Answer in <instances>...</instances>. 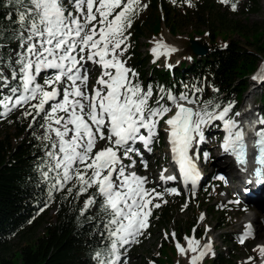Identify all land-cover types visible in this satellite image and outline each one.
Returning <instances> with one entry per match:
<instances>
[{
    "label": "snow or ice",
    "instance_id": "snow-or-ice-1",
    "mask_svg": "<svg viewBox=\"0 0 264 264\" xmlns=\"http://www.w3.org/2000/svg\"><path fill=\"white\" fill-rule=\"evenodd\" d=\"M184 2L194 6L192 0ZM220 2L236 11L239 0ZM7 4L12 6V11L3 19L12 27L6 31L5 26L0 25V118L24 108L22 116L32 120L29 127L38 118L44 119L45 123L40 125L45 129L41 139L49 142L44 145L48 170L42 171L41 175L50 182V198L52 192L62 191L73 180L75 183L67 188L69 194L77 189L76 196L79 197L89 189H95L84 201L80 214L85 215L99 202L108 245L94 254L97 264H127L121 259L124 256L121 249L129 243L139 242L137 237L144 235L149 227L151 208L161 206L154 200L162 198L164 192L146 188L147 177L135 172L126 173V169L136 163L133 155L141 156L140 162L147 168V162L135 145L143 143L151 151L149 145L158 135L160 120L168 126L170 149L185 184L190 182L195 187L199 179L189 149L196 136L199 137L197 143L204 141L201 126L213 120L222 121L227 131L222 145L224 152L234 155L239 165L247 164L245 129L229 116L234 104L216 112L215 109L221 106L209 100L197 110L187 105L196 104L198 98L194 99L186 92L177 96L161 86L153 106L149 103L154 95L153 86L149 84L145 89L140 83L133 82L138 74L126 67V61L120 57L128 49L126 41L131 35L128 29L133 17L147 7L141 0H67V3L65 0H7ZM12 41L16 42L15 48L11 46ZM5 48L8 49L6 57ZM161 48L177 51L162 40L157 41L151 51L158 56ZM82 62H93L102 67L97 80L101 87L94 88L91 94L87 92V72L81 74ZM46 70L54 71L42 85L37 82V76ZM253 80L264 82V66ZM165 99L168 104L163 103ZM209 106H212L211 111ZM173 107L174 115L164 119ZM59 112L64 115H57ZM240 115L235 113L236 117ZM257 124L262 127L257 129ZM248 129L255 132V162L259 166L254 169V178L246 183L264 189V116L249 124ZM98 140H106L108 146L93 155ZM208 156L204 153L205 159ZM123 159L131 160V164L125 165ZM50 172L55 175L50 177ZM164 172L160 174V180L176 179L172 175L165 176ZM166 191L179 194L176 188ZM244 191L251 194L252 189L245 188ZM240 203L239 199L229 201V204ZM183 207L186 208L187 203ZM200 219H204L203 214ZM171 236L176 238L175 233ZM249 237L254 238L251 222L244 226L239 243L244 244ZM165 238H168L167 233ZM185 240L188 241L187 249L179 242L176 248L181 255L188 251L195 253L190 257V264H198L210 253L214 255L211 242L201 246L194 237H185ZM256 250L264 256V245H257ZM252 259L248 258L249 261Z\"/></svg>",
    "mask_w": 264,
    "mask_h": 264
},
{
    "label": "trees",
    "instance_id": "trees-1",
    "mask_svg": "<svg viewBox=\"0 0 264 264\" xmlns=\"http://www.w3.org/2000/svg\"><path fill=\"white\" fill-rule=\"evenodd\" d=\"M150 4L159 11L160 17L171 32L177 30L176 14L180 11L188 14L183 8L186 4L184 0H176L175 3L172 0H150ZM192 4L194 6L190 12L200 17V26L210 28L209 35L199 39L201 44L208 46V52L202 56L195 55L188 42L183 52L190 57V62L183 61L180 65L171 67H160L154 63L152 71L146 77L141 67L146 61L142 58L138 42L143 36V28L147 22L141 20L139 11L128 29L131 35L127 40L128 54L132 57L131 68L139 72L136 82L143 87L151 84L153 90L158 91L162 86L177 95L186 92L190 97L196 93V89H202L198 99L196 98L198 105L211 100L213 104L221 106L220 109H215L218 112L230 104L232 99L235 103L232 110L234 114L248 89V78L260 65L259 56L264 53V45H259L264 37V28H247L235 15L240 10L244 14L258 13L259 0H239L236 11L228 4L217 5L213 0H192ZM10 11L12 6L7 4V0H0V25L5 26L6 31L11 30L12 26L8 25L3 17ZM152 28L155 34L160 33L162 21L159 17ZM241 41L254 45L255 50L250 51L243 47ZM11 46L15 48L16 42L12 41ZM7 54L8 49L5 48V57ZM5 73L8 74L7 69ZM38 80L37 77V82ZM209 88L212 91L206 93ZM214 88L219 91H214ZM24 110L23 108L17 113L8 114L0 124V264H97L94 254L108 245L99 202L85 215L80 214L84 201L95 189H89L88 193L77 197V189H73L71 194L67 191V188L75 183L72 181L62 191L52 192L50 198V182L45 181L41 175L42 171L48 170L45 163L47 149L44 145L49 142L41 139V131L44 128L40 126L45 121L42 117L38 118L37 122L29 127L32 120L31 117L22 116ZM211 110L212 106H209V111ZM54 175L55 173H49L50 177ZM204 191L209 193L210 188ZM178 197L172 194L170 198ZM230 207L231 205L227 204L225 210ZM48 210L53 211L47 218L42 217L43 212ZM151 210L155 220H168L170 217L167 205ZM214 211L223 212L218 208ZM45 221L43 231L35 235ZM191 223L189 222L188 233L195 227V224ZM29 231L33 233H29L15 248V239ZM167 234V239L165 236L160 239L158 254L152 256L156 264H175L174 260L179 256L176 243L181 244L183 238L180 233L175 239L170 232ZM235 241L237 242L238 238ZM121 251L123 252V249ZM246 262L253 264V260ZM246 262L240 263V259L232 251H220L210 259V264Z\"/></svg>",
    "mask_w": 264,
    "mask_h": 264
},
{
    "label": "rangeland",
    "instance_id": "rangeland-1",
    "mask_svg": "<svg viewBox=\"0 0 264 264\" xmlns=\"http://www.w3.org/2000/svg\"><path fill=\"white\" fill-rule=\"evenodd\" d=\"M213 1L217 5L221 3L220 0ZM65 3H67V0H65ZM141 3L147 4L146 8H142V10H140L141 20H145L147 23L143 28V36L138 42L142 58H145L144 60L146 61L145 64L141 65L146 77H148L152 71L154 63H157L160 67H165L169 65L178 66L183 61L190 62V57L185 55L183 52L186 45L193 38H197L199 40L207 37L210 33V28L202 25L200 26V17H198L195 13L190 12L191 7L186 3L183 5V8L188 11V14H184V12L181 11L176 14L177 30L176 32H171V30L165 25L164 19L160 17L159 11L150 4V0H141ZM235 16L240 19L242 24L247 28H256L260 26L264 28V0H259L258 13L244 14L240 10V12ZM158 17L160 21H162V29L159 34H155L152 27ZM160 40H162L166 45L174 47L177 51H169L161 48L159 49V55L157 56V54L153 53L151 50L156 46V42ZM241 44L250 51L255 50L254 45L245 43L244 41H241ZM259 45H264V37L261 38ZM128 49L120 58L126 61V67L132 69V57L128 54ZM259 58L260 65L256 69V72L249 76L248 89L243 96L239 109L236 111V113H240L241 115L242 112L245 110L247 111V108L254 101V99L256 100L255 108L264 112V82H261L260 80H253V76L257 75L261 67L264 66V53L262 56H259ZM132 70L138 74L133 78V82L136 83L139 72L137 69ZM53 71L54 70L42 71L41 74L37 76L39 78L38 83L43 85L44 80L51 76ZM86 72L88 77L90 75V81H87V92L91 94L94 88L101 87L97 84V80L102 74V67L99 65V67L94 68V63L91 62L86 69ZM77 83H79V81ZM144 88L146 89L147 87ZM208 91H206V93H210L212 90L209 88ZM199 92H196L192 98L196 99ZM153 93V98L149 103L154 106V101L159 97L160 93L158 90H153ZM36 102L37 101H32V103ZM163 103L168 104V101L165 99ZM231 103L235 106L232 99ZM194 107L199 110L203 107V105H198V103H196L194 104ZM22 109L23 108H18L10 114L17 113ZM174 113L175 108L173 107L172 112L165 114L164 119L174 115ZM57 115L63 116L64 113L59 112ZM229 116L234 117L236 120L240 117H236L235 113L233 114L232 111L229 113ZM6 117L0 118V124ZM159 123L160 124L157 125V132H160V134H158L149 145L151 151H148L149 157L146 158L150 163V167L145 168L141 164L140 159L134 158L136 163L133 167L128 168V172H133L137 167L140 168L137 175L147 177L146 188H154L158 192L161 191L164 192V194L166 193L162 198H155L154 202H158L162 206L167 205L170 217L168 220H155L152 215H150L148 217L149 227L147 228L145 234L137 237L139 241L138 243H129L124 246V256L122 260H126L127 263L130 262L133 264H156L153 261L152 256L158 254L160 239L162 236H165L167 232H170L171 234L175 233L176 237L178 236V233H180V236L183 238L181 246L186 249L188 247V241L185 240V237H194L200 242L201 246L210 241V239L214 240L215 247L212 251L214 255L211 253L206 255L201 261H198V264H210V259L216 256L220 251L235 252L237 258L240 259V263L246 262L249 257L253 258V264H257L262 258L264 259V256H261L258 250L254 251V249L257 248V245H264V205H255L254 208H252V211H246L244 209L246 204L243 202L241 197L244 191L242 189L238 190L235 187V182L231 181L219 184L213 182V180L218 179V177H215V172L217 170L223 171L222 168L218 166V163L217 167H215V160L217 159L219 150L216 144L222 139L220 136L223 135V131L219 127L221 125V121L213 120L210 123H206L201 126L205 137L204 140H206L204 150L206 151L205 153L209 154L207 159H205L204 154L199 157L201 163L203 164L202 167H206L205 180L198 188L179 185L177 189V192L179 193L177 195L179 197L175 199L170 198L172 194H169L166 191V189L169 188L166 187L160 180V174L169 167L170 158L167 154L169 140V132L167 131L168 126L163 120H160ZM2 131H4V129H2ZM44 132L45 129L41 131L43 135ZM198 138L199 137L196 136V140L193 142L195 144L194 146H196ZM107 146L108 142L106 140H98L96 148L93 151V155L95 151L103 149ZM220 159H222V162L220 161V163H223L225 160V158ZM123 163L125 165H129L131 164V160L123 159ZM166 174L167 173H164V175ZM206 188L207 190L210 188L209 193L204 191ZM168 196L170 197L168 198ZM236 199H239L241 203L239 205L230 204L231 207L225 210V206L229 204V201ZM163 201H167V203H164ZM186 203L187 207L185 208L183 206ZM217 208L221 209L223 212H215L214 209ZM52 211L53 210H48L47 212H43L42 217L47 218ZM201 214L204 215L203 220L200 219ZM252 214L254 217L253 219L247 218V216H252ZM249 221L252 225L257 226L256 234H254V238L249 237L246 239L244 244H241L239 243L240 236L244 231V226L249 223ZM189 222L195 224V227H193L195 231L192 229L191 232L188 233L187 230L189 228ZM43 223L44 224L37 230L35 235L43 231L46 221ZM220 225H223V227H220ZM29 233L33 232L29 231L18 236L14 241V247L17 248ZM236 238H238L237 242L235 241ZM192 255H195V253H192L191 251H188L186 255H181L179 253V256L175 258L174 263L190 264V257Z\"/></svg>",
    "mask_w": 264,
    "mask_h": 264
},
{
    "label": "bare ground",
    "instance_id": "bare-ground-1",
    "mask_svg": "<svg viewBox=\"0 0 264 264\" xmlns=\"http://www.w3.org/2000/svg\"><path fill=\"white\" fill-rule=\"evenodd\" d=\"M84 63H90V62H84ZM96 67H99V65L95 63L94 64V68H96ZM187 106H192L194 109H196L194 107V104H188ZM241 117L242 116L239 117V119L241 120L239 123L242 126V121H244V120ZM246 129H247V134H248V127H246ZM251 133H254V134L252 135ZM249 134H251V135H249ZM249 134H248L247 137L250 138V139H248L247 137H245V145H246V153H247V161H248L247 164L246 165H239L235 161L236 162V165H234V168H233L234 170L232 168H228V169H230V172L232 173L231 174V178L233 179V182H235V185H236V187H237L238 190L241 189V187H243V186H247V187H252L253 186V184L248 185L246 183V181H248L250 178H254L252 176V174L254 172V169L259 166L255 162V156L257 154V149H256V147L253 148V146L250 145L251 142H253V140H254V143H255V140H256V137L254 139L255 132L254 131H252V132L250 131ZM203 142L206 145V140H204ZM216 145L218 146V149L219 150H218V154H217V159L215 160V164H216L215 167H217V163L218 164L220 163V161H221L220 158L223 156V152H224V151L221 150V149H223L222 148V145H220V148L221 149L219 148V143H217ZM228 157H230L229 154H228L227 158ZM224 158L225 157H223V159ZM235 160H236V158H235ZM227 162H228V160H227ZM136 170H137V173H138L139 170H140V168L137 167ZM172 174H173V170L170 171V174L169 175H172ZM145 187H146V184H145ZM253 198L255 200V204L264 205V189H261L260 188L259 190H256L255 191V196ZM247 218L253 219L254 218L253 217V214H252V216H249V217L247 216ZM256 229H257V226L252 225V230H253L254 234H256ZM210 242H214V240L213 239L212 240L210 239ZM257 264H264V259L263 258L260 259Z\"/></svg>",
    "mask_w": 264,
    "mask_h": 264
},
{
    "label": "water",
    "instance_id": "water-1",
    "mask_svg": "<svg viewBox=\"0 0 264 264\" xmlns=\"http://www.w3.org/2000/svg\"><path fill=\"white\" fill-rule=\"evenodd\" d=\"M190 44H191L192 52L195 55L202 56L208 52V46L201 44L197 38L191 39ZM188 107H192V106H188Z\"/></svg>",
    "mask_w": 264,
    "mask_h": 264
}]
</instances>
